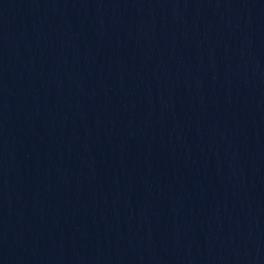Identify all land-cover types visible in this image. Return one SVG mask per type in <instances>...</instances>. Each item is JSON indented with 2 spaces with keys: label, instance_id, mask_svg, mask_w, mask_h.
<instances>
[{
  "label": "water",
  "instance_id": "95a60500",
  "mask_svg": "<svg viewBox=\"0 0 264 264\" xmlns=\"http://www.w3.org/2000/svg\"><path fill=\"white\" fill-rule=\"evenodd\" d=\"M0 264H264V0H0Z\"/></svg>",
  "mask_w": 264,
  "mask_h": 264
}]
</instances>
